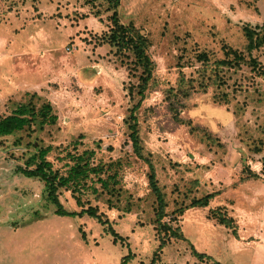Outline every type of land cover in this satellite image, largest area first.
<instances>
[{"label": "rangeland", "instance_id": "obj_1", "mask_svg": "<svg viewBox=\"0 0 264 264\" xmlns=\"http://www.w3.org/2000/svg\"><path fill=\"white\" fill-rule=\"evenodd\" d=\"M108 8L105 0H0V115L30 99L51 102L58 115L54 125L0 136V264H264V178L246 177L262 168L264 73L244 63L211 82L229 48L249 60L244 26L264 27V0H120V21L140 28L155 61L136 115L165 194V230L148 164L129 140L137 77L105 39ZM251 55L264 67V47ZM181 73L193 91L176 104L178 122L168 94ZM39 146H50L47 158L63 172L69 153L84 150L117 172L115 195H97V177L81 191L83 206H97L108 223L55 214L43 181L17 171ZM207 192V206H188ZM59 197L68 210L82 207L70 189ZM109 225L123 238L114 240Z\"/></svg>", "mask_w": 264, "mask_h": 264}, {"label": "trees", "instance_id": "obj_2", "mask_svg": "<svg viewBox=\"0 0 264 264\" xmlns=\"http://www.w3.org/2000/svg\"><path fill=\"white\" fill-rule=\"evenodd\" d=\"M105 1L109 4L108 9L112 10L109 16L111 26L105 39L108 43L115 46L116 53L124 63L128 64V67L130 66V70L132 69L134 75L137 77V82L129 87V93L133 97H138L137 102L130 108V113L127 118L129 140L135 155L148 164L149 185L157 202L156 219L160 228L165 230L163 226H168L167 228H169L168 224L162 222L166 207L165 194L158 183L156 169L151 158L144 153L136 115V110L140 107L141 101L145 97L146 90L150 85L154 73L155 61L149 54L150 41L133 22L123 23L120 21L117 11L120 0ZM244 33L247 40L246 49L250 52L249 60L247 61L244 54L239 50L229 48V50L225 51V56L222 59L214 61L216 65L215 70L218 71L215 72V78L211 80L212 83L223 82L222 74H220L223 68L237 69L244 63H249L252 67L258 69L259 73H264V67L260 64L259 60L251 55L252 50L264 47V27H250L246 25L244 26ZM198 59L205 62L209 58L206 52H201L198 54ZM207 86V82L200 84V87L204 90ZM192 91L193 86L189 84L185 75L181 73L178 77V87L176 89L172 88L168 94V99H170L169 108L174 113L173 116L178 122H182V119L177 115L178 109L176 108V104L181 99L189 97ZM57 120L58 115L51 102L43 101L38 103L30 99L26 102L18 103L10 113L0 115V136L10 135L27 128H32L33 126L43 127L44 125H54ZM261 147L256 143L254 144L253 150L259 152L262 149ZM49 149L50 146L37 147L36 151L27 158L25 166H19L17 171L24 176L36 177L43 181L44 197L48 203L54 206L55 214L59 216L87 214L88 216L97 218L102 223H108V219L103 218L104 214L100 212L97 206H83V202H81V191L87 187V181L89 179L91 180L93 177H97V181L101 183L102 190L99 191L95 186H90L93 187V191L99 196L103 192H109L115 195L118 191L116 188V184L118 183L117 172H108L111 166L105 168L102 163L93 164L91 159L94 152L92 150H84L82 153L76 155L69 153L72 163L63 172L59 168H54L53 163L47 158ZM261 163V172L248 170L249 172L246 177L264 178V155L261 158ZM102 172H104V177L102 176ZM62 188L72 191L77 203L82 205L79 211L68 210L64 207L59 197ZM213 197L214 193L211 192H207L201 196H193L188 206L205 207ZM211 214L219 223L225 226L231 225V218L224 212L214 210ZM107 230L113 235L114 240L123 238L111 225L107 227ZM195 253L199 257L207 256L204 253ZM217 264L221 263L217 262Z\"/></svg>", "mask_w": 264, "mask_h": 264}]
</instances>
